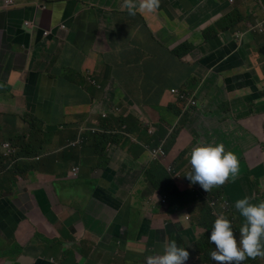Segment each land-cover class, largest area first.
Wrapping results in <instances>:
<instances>
[{"label":"crops","instance_id":"crops-1","mask_svg":"<svg viewBox=\"0 0 264 264\" xmlns=\"http://www.w3.org/2000/svg\"><path fill=\"white\" fill-rule=\"evenodd\" d=\"M5 1L0 0V144L9 142L20 152L23 142L28 145L23 152L32 148L37 154L53 152L62 145L69 126L76 122L74 117L87 111L89 97L99 96L87 80V71L106 82L116 64L117 69L123 68L119 74L127 72L130 77L127 83L117 85L118 97L123 99L118 103L124 113L132 107L144 109L149 120L156 117L157 108L172 100L169 88L195 78L196 86L203 82L200 96L205 98L209 86L228 75L233 109L256 110L254 116L237 122L234 128L202 98V110L193 114L192 128L180 132L166 165L185 147L220 143L240 158L238 177L227 189L229 202L250 191L253 195L254 181L264 190V139L259 134L264 133V110L260 109L264 101V35L233 37L248 24L263 21L264 8L255 0H159L152 12L139 10L140 0H131L137 5L134 14L141 17L132 24V34L122 18L129 13L121 12L127 9L125 0H12L13 6L8 8ZM234 17L237 21L228 30L223 27L216 47L209 41L210 30L216 22ZM26 22L32 28H26ZM62 24L65 30L56 31L52 38L43 37L44 32ZM180 46L190 47L182 61L171 54ZM131 55L138 58L130 61ZM222 65H230L234 72H226ZM143 66L148 72L134 74L132 69ZM25 109L35 115L36 129L29 126V135L16 134L21 140H12L10 135L3 139L8 132L19 130L18 113ZM132 117L137 118L136 114ZM173 124L166 125L171 128ZM41 127L45 132L38 130ZM44 136L47 138L42 139ZM143 143L146 145V140ZM117 147L105 166L87 163L82 152L70 155L69 160L82 165L80 177L71 179L75 187L65 179L70 161L59 167L62 181L47 183L51 164L43 171L23 170L31 163L21 157L25 162L22 172L11 170L13 184L0 187V264H67V251L77 254L76 264L80 260L83 264H146L145 257L162 254L176 231L184 236L191 235L192 229L199 233L200 227H192L179 214L158 205L157 191L145 186L150 165L145 150L134 146L129 154ZM245 159L250 168L242 166ZM138 167L145 175L136 178ZM52 184L56 187L53 192L42 190ZM144 191L150 202L137 198ZM104 241L107 255L112 256L101 253L98 244ZM196 260L203 264L198 257Z\"/></svg>","mask_w":264,"mask_h":264},{"label":"clouds","instance_id":"clouds-1","mask_svg":"<svg viewBox=\"0 0 264 264\" xmlns=\"http://www.w3.org/2000/svg\"><path fill=\"white\" fill-rule=\"evenodd\" d=\"M232 1L233 0H230V2ZM255 1L259 4L261 9L264 8V0ZM158 3L159 0H140L138 8L141 11L152 12L158 7ZM5 6L7 8L13 6V1L6 0ZM125 6L129 9L130 14H134V11L137 8V5L131 2V0H125ZM219 22L221 25L220 32L216 33V29L210 30L212 34L209 37V41L216 47L220 45L217 42L220 41L218 38L219 34L222 33V31L228 30L231 27L229 25L234 26L235 23L222 26L224 19ZM25 27L32 28V24L26 22ZM223 27H226V29L223 30ZM65 29L66 26L62 24L56 28V30L44 32L43 37L45 39L52 38L56 31ZM246 33L249 35H264V15L261 23L248 24L246 29L236 33L233 37L236 40L241 39ZM204 37L207 39L205 33ZM230 37L234 41L232 35ZM184 56L178 57L180 58L178 60L182 61L185 58ZM98 81L100 82V80ZM102 84L103 87L99 85L96 86V89L101 91H98L99 96L93 98L92 101H89L87 111L79 113L74 117L76 119L75 123L78 126L77 128L80 127L82 121L81 117L84 114H89L90 117H96L98 115V111L94 109V105L91 108L90 106L96 99L103 97L105 83L102 81ZM202 84L203 82H199L194 89H189L186 85L180 84L179 87L184 88L187 95L181 94L178 85L169 88L168 93L172 100L166 105L168 112L164 116L167 117L166 120L162 118V122L157 126H150L152 118L150 117L149 120L143 114L145 112L144 109L142 110L140 107H132L128 113H124L118 103L123 99L117 98L119 101H117L112 107L108 106L106 110L99 114L98 121L91 119L93 122L89 124L91 128L86 129L82 133L77 132L75 140L69 141L64 137L62 145L58 146L53 152H42L36 156L23 159L28 163H36V166L32 169L37 171H41L47 162H56L58 166H63L70 161L71 169L69 173L65 175V179L69 181L71 179L79 178L82 168V165L78 161L75 162L74 160H69V156L81 152L83 147H88V145L91 144L94 149L93 142H95L99 146L98 153L102 157L99 164L105 166L109 161L108 158L112 157L115 149L118 148L117 146L123 147L127 152H130L129 154H131V151L134 150V146H136L146 152L148 163L150 164L146 170L149 171V168H151L150 171L161 169L169 175L177 174L176 176L180 177L181 174L177 173L173 166V163L177 162L176 158L171 162V165H166L167 160L171 156V149L174 145L171 147L169 153H166L164 149L165 145L163 144L172 141L175 136L176 142L180 132L188 128L187 126L181 127L179 125L182 119L189 118L192 120L193 114L195 112L199 113L202 110L203 102L200 96V86ZM257 107L258 105L255 104V108ZM127 108L128 107H126V109ZM132 112L136 114L137 118L132 117V115H134ZM107 115L112 116V121L117 120L118 118H123L124 120L127 119V124H117L106 130L99 128V118H105ZM171 123H174L171 128L166 125H171ZM129 126H131V132L134 137L138 138V141L130 137L131 135L128 132ZM62 127H64V125ZM178 131L179 133L177 134ZM95 135L109 137L108 144L104 146L103 142L99 143L97 139L93 140V136ZM146 135L148 137L151 136L161 139L159 145L163 146H149L147 144ZM144 140H146V145L143 143ZM123 141L124 144L120 145ZM6 144L8 145L7 147L5 146ZM224 146L225 145L220 143H208L194 146L191 149L190 157H188L185 162L187 172L186 177L190 180V182L187 183L186 192L190 193L191 197L196 201V205L194 206L190 205L188 201L189 198L178 189V186H180L183 190L184 182H179L176 179L174 181L171 180L170 182V179H165L166 176L158 177V179L153 182L154 179L148 177L147 180L151 182L155 191H157L159 195L157 204L166 208L169 212L174 211L176 214H179L182 216L184 222L189 223L194 228L200 227L201 231L198 233L196 232V229H192V234L187 236L182 235L180 231H176V237H173L171 240L169 237L168 243L165 244L162 254H156L154 252L153 255L145 257L146 264H196L197 257L203 264H242L246 258H254L258 256V262H260V258H263L264 201L258 200L260 193L255 181L253 182L255 190L253 195V191H250L249 195H244L233 203L229 202L227 189L230 187L232 181L238 177L240 158L238 159L234 152L229 150L226 151ZM94 151L97 152L95 149ZM0 154L5 158H9V161H11L9 167L15 164L16 160L12 159V157L16 156L17 149L9 142H3L0 144ZM20 159L21 157H19V160ZM23 170L29 169L25 166ZM166 183L167 185H165ZM162 184H164V186ZM169 187H174L176 190L173 193L176 196L177 201L174 203L170 202L168 198ZM98 191L99 189L95 190L94 195H96ZM146 201L150 202V199H146ZM197 210L201 211L206 218L201 219L198 216ZM234 214L236 218H234ZM212 217H216V219L209 232L206 223L210 224ZM238 226H240V228H238ZM134 228L137 229L138 225H135ZM206 236L214 245V248L210 249L209 246H206V244L208 245V242H198V240L204 239ZM178 237L183 243L182 247H179L178 241H176V238ZM72 239H74V237H72ZM81 241L82 239L79 238L78 244L81 243ZM78 244L75 248L78 247ZM196 244H201L204 253L210 255L213 261L206 262L204 255L196 248ZM68 245L72 244L70 243ZM124 245L125 241L123 243L120 242L117 245V251L122 249ZM98 246L100 247L101 253L107 255L106 241L99 243ZM74 254L75 259L77 260V254ZM107 256L112 255L109 254ZM77 263L81 264L82 260L77 261ZM125 263L129 264L127 261H125Z\"/></svg>","mask_w":264,"mask_h":264},{"label":"rangeland","instance_id":"rangeland-1","mask_svg":"<svg viewBox=\"0 0 264 264\" xmlns=\"http://www.w3.org/2000/svg\"><path fill=\"white\" fill-rule=\"evenodd\" d=\"M69 1L75 2L77 0H67V2H69ZM79 1L81 2L82 0H79ZM126 10H129V9L127 8V9L121 11V12H124ZM233 20L235 21L236 18L235 17L234 18H227L228 23H230ZM220 28H221V25H220ZM220 28L218 27L215 32L216 33L220 32ZM222 68H223V70H225L228 73H233L234 72V70L231 69L230 65L229 66H223ZM90 72L91 71H87L86 75L91 77L93 83L98 84V79L96 77H93L90 74ZM181 72H183V71L181 70ZM227 77H228V75H224V78H223L222 81H218V79H216V84L214 86H209L208 85L209 88H210L209 89V93L205 96V98L203 96H202V98H204L205 100L208 101V104H209V107H210L211 111L214 109V110H217L220 113H222V117H225V121L230 123L232 125V127L236 128L237 127V121H244V120L249 119L250 117H253L254 113L256 112V110L255 111L254 110H252V111L250 110L249 112H246V111H241V110H238V109H236V110L233 109V107H234V103H233L234 97L230 96L231 93H230L229 87L231 85V81L228 80ZM102 81L100 80L101 83H102ZM104 83H105V87H104V95H103V97L100 98V99H96L90 106V108H91L94 105V109L96 111H98V115L96 117H90L89 114H84L82 116L81 125H80L79 128H77V132L78 133H82L86 129L91 128L89 126L90 123H93L91 121V119H94V120L98 121V117H99V114L101 112L106 110V108L108 106L112 107L117 101H119L118 99H121V98L118 97L119 89H118L117 83L115 82V80L112 77L111 73L109 75L108 80L106 82H104ZM233 89H234V86H233ZM115 91H116V96H115ZM5 108L7 110V105L6 104H5ZM260 109L264 110V101L261 104ZM8 112H11V110L8 109ZM78 112H81V110L78 109ZM167 112L168 111H167V108L165 106H161L160 108H157L156 111H155L156 117L154 119H152V121L150 123V126L159 125L162 122L163 115L167 114ZM33 116H35V115L30 113V112H28L26 109L23 112H19V114H18V117L20 119L19 130L14 132V133L13 132H8L4 136L3 139H6L10 135L12 140H21V138H23V137H18V136L16 137L15 135L18 134L19 136H21L23 133L26 134V135H29V132L26 131V130H28L30 128L29 125L35 123ZM215 117L218 118L219 116L215 115ZM9 118H11V117H9ZM13 118H15V117H13ZM0 120H2L1 115H0ZM179 125L181 127L187 126L188 128H192V120L189 119V118H183ZM253 126L255 127V125H253ZM131 129H132L131 126H129L128 132L131 135L130 137H132L134 140L138 141V138L133 136V133L131 132ZM38 130L41 131V132H45L44 128H42V127L39 128ZM24 134L22 136H24ZM259 134H261V138H263L264 133H259ZM41 138L42 139L43 138H47V136H44V137H41ZM190 140H191V135L189 136L188 143H189ZM20 143H22V142H20ZM188 143H187V146H188ZM200 143H204V141H201ZM195 146H197V145H195ZM192 148L193 147L188 149L187 147H185L180 152V154L175 157L177 159V162L173 163V166H174L175 171L177 173L181 174L180 177H177L176 176L177 174H170V175L169 174H165V175L168 177V179H170L172 181H174L176 179L179 182H184L183 190H182V188L180 186H178V189L181 192H183L185 194V196H187L189 198L188 201H189L190 205L194 206V205H196L195 204L196 201L193 199V197H191L190 193L186 192L187 183L190 182V180L186 177L187 172H186V166H185V163H184V160H186L188 158V154L191 152ZM137 150H138V148H137ZM81 152L85 154L84 155L85 156V161L87 163H89V164L97 165L100 162V160H102V157L99 155L98 152L94 151V149H93L91 144L88 145V147H83ZM181 155H183V156L181 158H179ZM26 160H28V159H26ZM4 162L7 165L11 161H9V158H5V157L2 156V154H0V169L1 168L2 169L5 168L6 165L4 164ZM243 162H244V164L242 166L244 168H250L251 167V164L249 163L248 160L245 159ZM49 164H51V168H50L49 171L46 172L47 183L53 182V181H58V180L62 181L64 177L59 171V167L60 166H58L55 162H47V163H45V167L43 169H45ZM35 166H36V163L31 162V164L27 165V169H32ZM144 166H146V165H144ZM43 169L41 171H43ZM3 170H5V169H3ZM150 170H151V168H149V171ZM142 172H143V168L142 167H138L136 169V178H137V176H139V174L145 175V170H144V173H142ZM17 177L19 178V176H17ZM145 178H146L145 179V181H146L148 179L147 174H146ZM13 181H14V179H13L12 172H5V173L4 172H0V187L2 185L1 189H4L7 186L13 184ZM36 182H37V184L43 186V184L41 182H39L37 180H36ZM255 184L258 185L257 187H258L259 193H260V196L258 197V200L259 201H264V190L261 188V187H263V185L261 183H257V182ZM70 185L75 187V183H72L71 180H70ZM162 185L164 186V184H162ZM165 185H167V183ZM126 186H127L126 184H123V187L125 189H126ZM145 186L146 187L147 186H152L153 187V185L151 184V182L149 180L147 181V184ZM55 189H56L55 184H52V185H50V188H47L46 186H44V188L42 190H44L46 193H48V191L49 192L50 191L53 192ZM137 198L139 200L147 199V198H149V194H148V192L144 191V192H141V194H138ZM168 198H169V201L172 202V203L177 201L176 200V196L174 194L173 195L172 194L168 195ZM197 213H198V216L201 219L206 218L201 211L197 210ZM234 216H235V214H234ZM234 218H236V216ZM188 244H189V242H188ZM198 245L201 246V244H198ZM59 251H61L60 247H59ZM65 258H66L65 259V263L71 264V261H73L76 264L75 254H73L71 251H67L66 252ZM259 260H260V262L258 264H264V256H263V258H260Z\"/></svg>","mask_w":264,"mask_h":264},{"label":"trees","instance_id":"trees-1","mask_svg":"<svg viewBox=\"0 0 264 264\" xmlns=\"http://www.w3.org/2000/svg\"><path fill=\"white\" fill-rule=\"evenodd\" d=\"M122 18H124V22L125 23H127L128 24V26L129 27H127V30H128V32H129V34H132L133 33V28H132V24L133 23H138L139 22V18H141L139 15H137V14H130V13H125L124 15H123V17ZM236 20H237V18H236ZM235 20V21H236ZM234 20L233 21H231L230 23H234L235 22ZM225 24H230V23H228V21H227V19H225ZM220 28V22H216L215 24H214V29H217V28ZM187 48H190L189 46H187V47H185V46H180V47H177L176 49H174L172 52H171V54L173 55V56H175V57H182V56H184V55H186V54H188L189 52H186L187 51ZM136 58H138V56L137 55H131V59H130V61H134V60H136ZM168 58H170V54H169V56H168ZM169 60V59H168ZM115 61V60H114ZM113 61V62H114ZM168 63H169V61H167ZM195 66H197V65H195ZM112 69H114V64H113V68ZM123 70V68L121 69V70H119V69H117V64H116V69H114L113 70V72H112V77L114 78V80H115V82L117 83V85H120V86H122V84H125V83H127L128 82V80H129V77L130 76H128L127 75V72L126 73H124L125 75H120L119 74V72L120 71H122ZM132 70H134L135 72H134V74L135 73H137V72H139V71H141V70H144V71H147L148 72V69L147 68H145L144 66L143 67H138V68H134V69H132ZM193 70H194V68H192L191 69V71L190 72H188L187 73V76L188 77H190L191 76V74H193ZM87 80H88V82L94 87V88H96V86L97 85H99V86H101V87H103V84L101 83V82H99L98 81V84H95V83H93L92 82V79L89 77V76H87ZM194 81H195V78L194 79H191V80H189V81H187L186 82V87L187 88H189V89H193L195 86H196V84H194ZM104 82V81H103ZM136 82V80H134L132 83H135ZM159 87L160 86H163L162 84H159L158 85ZM180 86V83L178 84V87ZM179 89L181 90V94H185V95H187V92L185 91V89L184 88H182V87H179ZM98 90V89H97ZM98 91H101V90H98ZM92 99L93 98H91V97H89V101H92ZM89 103H87V105H88ZM81 120H82V117H81ZM99 128H101V129H110V127H112V126H114V125H117V124H123V123H126L127 124V119L126 120H124L123 118H118L117 120H114V121H112V116L111 115H107V117H105V118H99ZM69 123V121H67V122H65L64 124H68ZM35 125H38L36 122L34 123V124H31V126L32 127H35ZM77 124L75 123V124H71L70 126H69V129H70V131L69 132H66V135H65V137L69 140V141H73V140H75L76 139V137H77ZM179 133V131L177 132V134ZM147 136V135H146ZM176 137V136H175ZM175 137L173 138V140L172 141H170V142H168V143H164L163 145H165L164 146V149H165V151H166V153H169V151H170V149H171V147L173 146V145H175ZM97 139V141L100 143V142H103L104 143V146H106L107 144H108V141H109V137H107V136H104V135H101V136H93V140H96ZM161 143V139H159V138H154V137H151V136H147V144L149 145V146H151V147H158V145ZM20 146V149H21V151L20 152H17V154H16V156H13L12 157V159H14V160H16V162H15V164H13V166H11V167H9V165H10V163L11 162H9V164H7L6 166H5V168H3V169H5V170H3L2 168L0 169V172H15V173H20V172H22V169L20 168V167H22L24 164H25V162L24 161H22V160H19V157H31V156H36L37 155V149H32V148H29V150L27 151V152H23L25 149H26V147L28 146L27 144H25V143H20L19 144ZM163 145H159V146H163ZM93 146H94V149L95 150H97V152L99 151V146L95 143V142H93ZM186 153V152H185ZM76 154H78V153H76ZM183 155H181L179 158H181ZM178 158V159H179ZM186 162V160H184V163ZM37 169H38V167H37ZM12 170V171H11ZM165 174H167L164 170H161V169H159V170H152V171H149L148 173H147V176L148 177H150V178H153L154 179V181L153 182H155L157 179H158V177H162V176H166ZM156 178V179H155ZM165 179H168V177L166 176V178ZM171 181V180H170ZM174 191H176L175 189H174V187H169L168 188V195H170V194H174L173 192ZM216 219V217H212V221L210 222V224H208V223H206V225L208 226L207 228H208V230H209V232H210V230H211V228H212V225H213V222H214V220ZM238 228H240V226H238ZM176 241H178V245H179V247H182L183 246V243H182V241L179 239V237L178 238H176ZM198 242L199 243H201V242H208V245L206 244V246H209V248L210 249H212V248H214V245L208 240V237L206 236L204 239H200V240H198ZM196 248L198 249V251L200 252V253H202L203 255H204V259H205V261L206 262H211V261H213L212 259H211V257H210V255H206L205 253H204V251L202 250V247L200 246V245H198V244H196ZM259 262H258V256H256V257H254V258H246L243 262H242V264H258Z\"/></svg>","mask_w":264,"mask_h":264},{"label":"built area","instance_id":"built-area-1","mask_svg":"<svg viewBox=\"0 0 264 264\" xmlns=\"http://www.w3.org/2000/svg\"><path fill=\"white\" fill-rule=\"evenodd\" d=\"M261 1V0H260ZM6 147L8 146L7 144L5 145Z\"/></svg>","mask_w":264,"mask_h":264}]
</instances>
